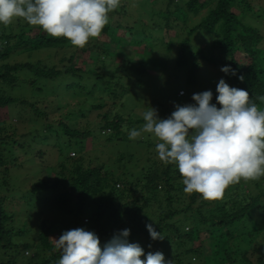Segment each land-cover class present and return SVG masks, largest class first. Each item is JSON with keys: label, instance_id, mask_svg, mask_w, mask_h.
I'll list each match as a JSON object with an SVG mask.
<instances>
[{"label": "trees", "instance_id": "16d2710c", "mask_svg": "<svg viewBox=\"0 0 264 264\" xmlns=\"http://www.w3.org/2000/svg\"><path fill=\"white\" fill-rule=\"evenodd\" d=\"M262 2L121 0L120 7L109 14L110 21L101 36L90 39L82 49L75 48L64 37H51L39 26L25 21L16 23L21 25L18 30L0 28V108L11 105L17 108L20 103L29 107L43 121L41 129L31 137L49 142L58 158L53 169H48L49 175L33 188V191L47 190L51 194L56 191L53 202L32 196L28 209L7 207L5 210L0 198V264H18V256L25 259L23 264H58L61 253L51 239L55 231L52 227L58 225L56 220L39 219L37 234L31 237L30 229V239L21 238L25 230L17 227L16 217L22 212L29 221L30 215L50 208L66 213L71 229L94 231L101 247L115 233L130 229V243H139L145 254L160 251L173 264H264V176L256 181L241 180L230 186L222 199L205 201L199 193L189 195L183 191L182 177L177 167L173 171V164L159 170L154 158L147 157L145 165L134 172L131 166L127 170L123 157L127 155L126 162L130 163L132 153H121L115 164L105 160L98 165L91 164L79 153L76 155L83 150L85 139L92 132L103 131L106 141L113 140L111 136L124 140L133 125L144 124L143 119H127L118 110H101L108 98L114 101L112 107L117 104L125 107L126 101L121 100L137 94L131 87L137 84L143 87L147 81L145 74L153 65L164 73L171 70L188 84L195 82L201 65L219 69L230 66L236 75H226L220 70L221 78L231 87L248 91L250 100L264 109V103L256 99L264 96V24L261 21L264 11L258 12L264 9ZM199 36L205 41L199 40ZM16 48L21 51L46 48L58 61L53 59L51 64L14 62L15 58L9 59V53L12 50L16 53ZM66 48L71 51L63 59L64 55L61 57L59 53H65ZM21 68L33 71L30 86L33 88L35 82L40 85L34 87L35 96L50 89L46 93H52L56 99L63 98L67 110H58L57 117L46 124L44 119L56 105L40 107L45 100L13 96V87L18 83L17 71ZM164 73L157 74L154 70L152 75ZM241 75L243 81L239 80ZM184 92L179 89L176 94ZM216 95L213 93L212 103H216ZM73 98L79 100L70 105L68 99ZM93 110L97 114L92 120L89 113ZM1 129L0 126V148L3 143L9 147L8 140L4 141L5 131ZM37 132L41 135H36ZM22 135L15 141L10 138L19 150L28 147L27 136ZM94 142L101 140L95 138ZM152 142L147 140V149ZM75 143L77 149L73 147ZM91 147L103 152L100 145L91 144ZM46 151L38 149L34 156L42 157ZM71 151L75 152L74 157L69 155ZM153 153L148 150L147 154ZM149 162L157 168L147 165ZM148 224L161 231L165 239L153 241ZM25 250L32 254L25 256ZM194 258L196 263L192 261Z\"/></svg>", "mask_w": 264, "mask_h": 264}, {"label": "clouds", "instance_id": "9594fccd", "mask_svg": "<svg viewBox=\"0 0 264 264\" xmlns=\"http://www.w3.org/2000/svg\"><path fill=\"white\" fill-rule=\"evenodd\" d=\"M120 5L121 0H0V24L8 26L22 18L82 49L90 39L101 36L109 14ZM220 70L236 75L230 66ZM216 93V103H212L211 90L194 93V103L175 104L166 119L150 107L143 114L142 127L129 131L130 140L153 134L159 141L158 159L178 168L186 194L199 193L205 201L222 199L241 180L264 176V109L250 100L248 91L231 87L223 78ZM256 99L264 103V96ZM102 133L100 139L105 136ZM69 155L74 157L75 152ZM146 227L153 241L165 239L152 224ZM129 235L130 229L119 231L102 247L98 235L85 228L66 230L51 239L61 253L58 264H173L160 251L145 254L139 243L129 242Z\"/></svg>", "mask_w": 264, "mask_h": 264}, {"label": "rangeland", "instance_id": "374dc122", "mask_svg": "<svg viewBox=\"0 0 264 264\" xmlns=\"http://www.w3.org/2000/svg\"><path fill=\"white\" fill-rule=\"evenodd\" d=\"M261 4L262 6H264L263 2ZM204 10L205 9H203L202 12ZM260 11H264V9L258 10V12ZM261 21H263L264 24V18H261ZM17 22L23 23L24 20L22 18L14 19V22L8 26L0 24V28L18 30L20 28L19 26L21 25H17ZM27 27L29 26L27 25ZM201 33L202 31H199L200 35ZM199 40H201V36H199ZM201 41H205V39ZM203 45L204 42H201V46ZM125 49L128 51L132 50L128 47H125ZM15 50L16 53H14L13 50L9 53V59L15 58L14 62H30L34 64L39 61L40 63L51 64L54 59L51 56V52L48 53L46 48L23 51L16 48ZM70 51L71 48H66L64 50L65 53H59V56L61 55L62 57L64 55L63 59H66ZM54 60L55 62L58 61V59ZM61 63L62 62H60V64ZM160 69L161 68L155 69V66L153 65L152 68L148 69L145 74L146 77H144V79L147 80L146 84H144L143 87H138V84L131 87L133 91H137V94L135 96L129 97L128 99L125 97L121 100L122 102L126 101L124 103L125 107L120 106V104H117L116 107H112L114 101L112 102L110 98H108L107 105L101 111H109L110 109H112V111L118 110L127 119L134 118L135 120H137L138 118L142 120L144 112L152 107L157 110L159 118L166 119L175 110V104H180L183 106L185 104L194 103V101L192 100V95L194 93L211 90L212 93L217 94L216 85L221 79V71L218 67L201 65L198 76L195 82L192 84H188L187 82H185L181 76L174 75V72H172L171 70H169L168 72L166 71L167 73H164L163 71L161 72ZM154 70L157 74L164 73L163 76H153L152 74L154 73ZM32 76L33 71H31V69H19L17 71L18 83L15 87H13L12 94L13 96L16 95L26 97L28 99H31V97L32 99H35V97H37L38 99L45 100L42 104L39 105L40 107L45 106V104L50 105V107H54L56 105V109H54L52 113H49V115H47V118H45L46 120L44 119V123L48 124V120L53 117H57L58 110L61 111L63 109L62 112L67 110L64 105L65 101L59 96L57 97L58 99H56L55 97H53L52 93H46L50 89L43 90V94L35 96L37 92L34 91V87L35 85H40L35 82L33 88L30 86V78ZM5 88L10 91L8 85H6ZM178 88L184 89V94H176V91L177 93L179 91ZM38 99H36V101ZM78 100V98H73L68 99V102L70 103V105H74ZM135 105H137L136 108H134ZM32 113L33 112L30 110V108L25 107L23 103H20L17 108L15 107V105L4 106L3 108H0V126L3 127V129H1V132L5 131L4 141L7 139L9 142L8 146L10 147H5L6 144L3 143L2 147L0 148V160L2 162V166H0V198H2L3 207L5 210L7 207L28 209V205L29 202L31 203L32 196L33 198H37L39 196L37 198L39 200L47 199V201L53 202L54 196L56 195V191L52 194L47 190L33 191L34 185L39 183L49 175V170L53 169L52 165L57 164L58 158L57 152L50 146L49 142H42L40 139H33L31 137V134H33L37 129H41L40 126L43 123V121L42 123L40 122V117H36L35 114ZM96 114V111H91L89 113V118L93 120ZM133 126L137 129L142 127V125L137 124ZM124 129L127 130L126 128ZM28 131H30L31 133L28 134ZM39 133L37 132L36 135ZM45 133L47 134V132ZM98 133L99 132L94 134V132H92L90 138L88 140H85L83 151L76 152V155L77 153L84 155L86 159H88V161H91V164L98 165L105 160L109 164H115L116 158L119 157L121 153H132L134 156L132 157V161L130 163L126 162L127 155L123 157L124 162L127 164V170L131 166V170L134 172H138L141 167L145 165V160L147 157L154 158L156 165H158L159 167V170H162L165 166L163 162L158 159V153H155V145L159 141L154 137L153 134L143 133L142 137L136 140H130L129 136H127V139L124 140H116V137L111 136L113 137V140L108 139V141H106L104 139H100V135ZM22 134H26L27 136L25 139L28 140V147H24L23 150H19V147H17V145H12V143L10 142V138H13V140L15 141L16 139H21L22 136H24ZM95 138L99 141L101 140V142H94ZM149 139L153 142L147 149L146 142ZM31 140L32 143H30ZM91 144L96 146L100 145L103 149V152L97 151L96 148H92ZM73 147L77 149L78 144H73ZM41 148L47 150L45 152L46 154L42 155V157L34 156V153H36V151ZM148 150L154 151L153 155L148 156ZM64 152H66V150H64ZM147 165L155 164L149 162ZM156 165L155 169L157 168ZM108 166L110 167V165ZM175 167L176 166L173 167V171ZM5 168H7V170H5ZM118 172H120V169L118 170ZM3 178L5 181L3 180ZM9 201H13V203L9 205ZM34 212H36V208ZM30 216V220L27 221L23 212L19 218L14 215V218L16 217L17 219V223H19V226L17 227L19 229L25 230V233H23L24 237L21 238H29L31 233L30 229H32L31 237L34 238L37 234L39 219L41 218L52 219L58 222L59 226L53 225L52 227L53 231H55L52 233L51 238L58 239L64 231L71 230L72 228L69 223V217L66 215V213L61 211L55 212L51 208L48 210L36 212ZM87 216L89 217V215ZM20 240L21 239H19V241ZM18 251L21 253L20 249H18ZM23 254L25 256H30L32 253L30 250H25ZM22 260L25 261V259H22L20 256H18V264H23L21 263ZM192 261L196 263L197 258L192 259Z\"/></svg>", "mask_w": 264, "mask_h": 264}, {"label": "built area", "instance_id": "2783aa9c", "mask_svg": "<svg viewBox=\"0 0 264 264\" xmlns=\"http://www.w3.org/2000/svg\"><path fill=\"white\" fill-rule=\"evenodd\" d=\"M180 93H183V91H180ZM86 220V219H85Z\"/></svg>", "mask_w": 264, "mask_h": 264}, {"label": "water", "instance_id": "95a60500", "mask_svg": "<svg viewBox=\"0 0 264 264\" xmlns=\"http://www.w3.org/2000/svg\"><path fill=\"white\" fill-rule=\"evenodd\" d=\"M0 215H1V211H0Z\"/></svg>", "mask_w": 264, "mask_h": 264}]
</instances>
